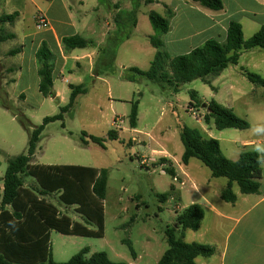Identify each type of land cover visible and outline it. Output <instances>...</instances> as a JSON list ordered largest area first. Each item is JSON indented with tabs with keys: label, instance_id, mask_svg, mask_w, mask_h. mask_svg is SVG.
<instances>
[{
	"label": "rangeland",
	"instance_id": "rangeland-1",
	"mask_svg": "<svg viewBox=\"0 0 264 264\" xmlns=\"http://www.w3.org/2000/svg\"><path fill=\"white\" fill-rule=\"evenodd\" d=\"M121 1L124 10L129 11L130 0ZM115 5L111 4V16L105 7H101L85 22L80 17L75 19L76 22L81 21L77 25L78 34L93 42L86 48V52L93 53V65L82 61L79 68H73L80 72L77 75L70 72L74 62L68 61L69 65L64 69L65 79L57 77L55 80L54 86L58 92L55 98H45L40 94L34 73H26L21 78L18 55L9 53L21 48L22 35L26 31L33 33L36 29L32 8L26 6L17 24L3 26L6 33L17 30L18 39L0 43V186H3L9 160L26 152L30 132L41 125L45 117L60 113L61 108L69 103L72 92L70 85L84 86L87 92L78 95L74 107L64 114V121L51 122L45 127L32 163L82 165L108 171L104 200L105 236L64 235L52 230V257L59 263L69 261L83 249L89 250L87 257L95 252H105L114 262L128 263L133 261V256L124 240H129L135 252L142 257L143 264H157L168 249L166 229L174 227L178 214L198 200L196 190L185 178L186 173L200 180L213 179L218 185L224 179L212 178L210 170L198 159H193L189 166L181 160L184 153L180 137L182 128H205L202 120L205 121L208 110L203 104L207 103L205 100L211 101V96L217 92L201 79L179 86L160 84L144 77L138 81L129 80L131 68H150L157 52L151 38L160 39V34L150 22L149 8L140 5L138 30L130 41L118 46L115 60L110 63L114 50L109 48V53L105 55L102 49L118 34L114 22ZM155 12L163 15L160 7ZM5 13L8 11L2 4L0 16ZM38 19L42 20L40 16L36 21ZM35 31L38 33L41 28ZM71 52L65 54L68 56ZM83 52L79 49L73 54ZM226 77L224 81L212 79V85L220 90L219 95H229L227 100L237 115L248 114L252 120L258 118L256 111L247 113L246 105L252 102V95L248 94L252 87L249 79L237 77L239 82L236 83L229 76ZM231 85L235 87L232 90L229 89ZM238 89L245 93L244 96L239 94ZM259 89L260 93H264V88ZM192 91L197 93L196 98L203 104L192 100ZM136 100L140 101L139 123L133 129L129 115L132 102ZM111 130L118 132L117 140L108 139ZM224 131L228 132L220 135L223 131L218 130L212 121L211 136L230 139V142L222 141V152L227 154L226 145L231 144L232 137L230 131L239 133L240 130ZM83 132L106 138L105 147L93 142L84 144ZM164 155L172 163L162 160ZM173 167L186 179L185 185L175 182L167 172V168ZM24 184L30 188L38 186L30 176H24ZM167 193H170L168 199L161 200L160 195ZM46 198L59 208L61 214L92 230L97 229L96 225L88 224L74 206L63 204L58 194L47 195ZM191 234L186 233L188 240Z\"/></svg>",
	"mask_w": 264,
	"mask_h": 264
},
{
	"label": "trees",
	"instance_id": "trees-1",
	"mask_svg": "<svg viewBox=\"0 0 264 264\" xmlns=\"http://www.w3.org/2000/svg\"><path fill=\"white\" fill-rule=\"evenodd\" d=\"M3 0H0V6ZM152 3L154 0H133L132 9L117 11L115 5L114 22L117 26V35L111 38L107 47L102 49L103 54L114 50L113 60L120 44L131 37L138 22L140 3ZM202 6L220 11L224 8L222 0H193ZM103 5L111 6L110 0H100ZM19 13L0 16V43L13 39L15 36L3 30L5 24H13ZM172 11L167 8L163 16L155 11L149 12L150 22L160 35L170 31L168 17ZM37 25H41L40 19ZM152 45L157 49L151 66L148 70L136 67L130 69L134 77H144L158 83L179 86L182 83L202 79L210 84V76L220 74L229 65L237 64L243 50L264 48V25L249 40H244L242 25L232 21L227 30L225 42L215 39L208 40L203 46L191 50L187 54L171 56L163 48L159 38H151ZM93 44L82 36L70 35L62 38L64 53L76 49H86ZM22 48L11 50L10 55H16ZM38 76L40 78L38 90L45 98H55L53 72L56 55L49 44L43 41L36 54ZM169 67V69L167 68ZM245 75L253 84L264 87V78L256 73L245 71ZM72 90L69 103L61 108L60 113L47 116L43 123L35 127L29 136L28 148L25 153L9 160V164L0 186V264H129L114 262L105 252H95L87 257L88 249H83L63 263L53 260L51 249V231L55 230L64 235L103 238L105 236V208L107 175L105 168H96L81 165H54L33 164V158L41 141L45 127L55 121H64V114L75 105L79 94L87 92L84 86L70 85ZM197 93L191 92L192 100L203 104L196 98ZM192 104V102L190 103ZM6 107V106H5ZM9 109V108H8ZM139 100L132 102L129 115L131 128L138 126ZM208 114L205 121L211 118L217 129L235 128L246 130L250 128L247 119L239 117L232 109L219 104L215 100L207 103ZM64 127L65 124L62 123ZM184 145L182 162L188 164L191 159H198L211 172L213 178H226L227 186L222 190L221 197L228 203H235L237 195L233 190L237 184L242 194H256L260 191V181L263 178L262 160L260 155L251 150H244L236 161L227 158L217 139L207 137L200 129L183 127L180 133ZM119 138L116 130L108 133V139ZM106 138L88 135L83 132L84 144L93 142L105 147ZM166 161V158L162 159ZM167 172L175 176L173 168ZM24 176L33 177L38 186L30 188L24 184ZM58 194L59 200L67 205L74 206L78 214L82 215L88 224L97 226L96 230L73 220L70 216L61 214L59 208L48 201L46 196ZM170 193L160 195L161 200H167ZM204 209L199 204H192L178 214L174 227L166 229L168 249L164 252L158 264H196V258H209L214 255V246L184 241L186 230H199L204 219ZM133 256L136 252L129 240H124Z\"/></svg>",
	"mask_w": 264,
	"mask_h": 264
},
{
	"label": "crops",
	"instance_id": "crops-1",
	"mask_svg": "<svg viewBox=\"0 0 264 264\" xmlns=\"http://www.w3.org/2000/svg\"><path fill=\"white\" fill-rule=\"evenodd\" d=\"M222 1L224 8L220 11L208 9L193 0H154L152 3L142 1L140 5L148 7V13L160 7L162 8L163 16L166 15L167 8L172 11V16L168 17L170 31L160 35V40L163 43L164 50L175 57L187 54L191 50L203 46L211 39L225 42L227 30L232 21H237L242 25L245 41L249 40L264 25V0ZM110 3L119 5L118 12L125 11L121 0H110ZM2 4L8 11L5 14L19 13L18 18L13 24H17V20L21 17L22 12L29 5L35 17V28H41V31L38 33H36L35 29L33 33L32 31H26L22 35V49L17 54L20 62V77H24L26 73H34L37 87L39 86L40 78L38 76V65L35 54L43 41L49 44L51 50L56 55L53 72L55 85L57 77L62 80L65 79L64 69L69 65L68 61L72 60L74 62L70 66V72H74L77 75L80 72L74 71L73 68H79L82 65V61H88L91 66L93 65V53L86 52V49H82L84 52L76 55L73 53L79 49L73 50L68 56L62 49L63 37L78 34L77 25L81 21L76 22L75 19L80 17L85 22L86 18L92 16L93 13L99 12L101 7H105L111 16V6L103 5L100 0H3ZM130 4L131 10L133 0H130ZM37 16L41 17V21L44 22L43 26H37ZM138 27L139 18L131 37L122 44L131 40ZM69 31L72 34H68L70 33ZM11 34L15 36L14 40L18 39L17 30L12 31ZM96 43L102 44L98 41ZM245 71L259 74L264 78V48L243 50L237 64L229 65L220 74L208 77L207 79L210 81L209 85L217 92V94L211 96L212 100L233 110L234 107L227 100L229 95L220 96L218 92L220 90L212 85V79L217 78L224 81V79H227L226 76H229L231 81L238 83L237 77L247 78ZM92 77L94 78L93 75ZM129 77H134L133 73ZM141 78L143 77L136 76L135 81ZM203 82L208 84L206 81ZM232 87L234 85H231L229 89L232 90ZM259 88L264 87L252 83V87H250L251 93H248L252 95V102L246 105L247 113L256 111L259 113L258 118L252 120L248 114H238L239 117L249 121L250 128L240 130L239 133L230 131L232 133L231 144L227 143V154L223 153L232 161L238 160L244 150L255 151L260 155L263 178L260 181L259 193L242 194L238 185L234 184L233 190L237 195V201L233 204L228 203L221 197L222 190L228 184L226 178L223 181L220 180L218 185L213 179L200 180L193 174L186 173L185 178L193 185L198 195V200L195 204H199L204 209L205 216L199 230L193 231L188 229L184 232V241L188 243L208 244L214 246L216 249L214 255L209 258L201 256L196 258V264H264V93H260ZM54 90L58 95L55 86ZM238 90L240 91L239 94L244 96L245 93H242L241 89ZM205 102L208 103L210 101L205 100ZM200 120L202 119H198V121ZM202 121L206 126L200 130L207 137L213 138L211 130L214 119L211 118L209 122ZM227 129L234 130L235 128ZM227 129L220 130L223 131L220 135L227 133L228 131H224ZM217 140L220 142L221 150L222 141L230 142L228 137ZM164 158L171 162L169 157L164 155ZM192 160L188 164H183L189 166ZM173 169L175 171V176H173L174 181L185 185L186 179L174 167ZM219 179L221 178L217 180ZM187 232L192 233L189 240L186 237ZM136 255L133 261L128 262L129 264H143L142 257L137 253Z\"/></svg>",
	"mask_w": 264,
	"mask_h": 264
},
{
	"label": "water",
	"instance_id": "water-1",
	"mask_svg": "<svg viewBox=\"0 0 264 264\" xmlns=\"http://www.w3.org/2000/svg\"><path fill=\"white\" fill-rule=\"evenodd\" d=\"M203 106H204V107H207V105H206V104H203Z\"/></svg>",
	"mask_w": 264,
	"mask_h": 264
},
{
	"label": "built area",
	"instance_id": "built-area-1",
	"mask_svg": "<svg viewBox=\"0 0 264 264\" xmlns=\"http://www.w3.org/2000/svg\"><path fill=\"white\" fill-rule=\"evenodd\" d=\"M40 26H43V25H42V23H41V25H40Z\"/></svg>",
	"mask_w": 264,
	"mask_h": 264
}]
</instances>
